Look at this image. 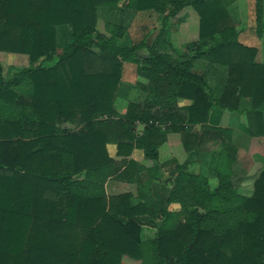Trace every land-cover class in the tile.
I'll return each mask as SVG.
<instances>
[{"label": "trees", "instance_id": "16d2710c", "mask_svg": "<svg viewBox=\"0 0 264 264\" xmlns=\"http://www.w3.org/2000/svg\"><path fill=\"white\" fill-rule=\"evenodd\" d=\"M238 1L0 0V53L28 57L6 72L0 60V264H264V166L252 195L239 194L238 151L229 130L215 128L244 98L264 110V63L240 42L229 13ZM254 4L262 37L264 0ZM101 8L114 10L107 34L97 29ZM187 8L198 16V39L178 48L170 22ZM126 11L163 17L152 44L148 36L119 43ZM64 26L70 40L60 42ZM201 59L227 70L220 95L194 71ZM125 63L146 81L145 96L120 114L116 101L130 90ZM179 98L193 104L179 107ZM197 125L222 135L214 187L187 161L161 159L174 132L188 153L200 151L188 145ZM111 179L135 184L137 194L108 195Z\"/></svg>", "mask_w": 264, "mask_h": 264}, {"label": "crops", "instance_id": "0c3cea01", "mask_svg": "<svg viewBox=\"0 0 264 264\" xmlns=\"http://www.w3.org/2000/svg\"><path fill=\"white\" fill-rule=\"evenodd\" d=\"M238 2L229 8V13L235 23V19L237 18V16L234 9ZM98 13L99 19L97 23V29L99 32L107 34L105 30V23L115 22L113 18L114 10L110 8H101L98 10ZM145 13H147L149 16L152 15L150 12L126 11L124 13L123 26L127 30V32L124 38L119 40V43L124 41L129 36L131 32L130 29L133 28V26L138 29V33L142 34L140 30L145 29V25L142 22L136 21L139 14L142 15ZM128 17H131V24L130 22L127 23L126 21ZM253 18H255V13L253 14ZM143 21L146 20L144 19ZM179 22L180 24L177 25V27L180 28V44L185 45L187 43L196 41L198 39V32H196L197 36L195 39H193V41H182V37L185 35V31H188L189 29L195 30L197 28V24H199L197 14L187 8L183 10L177 18L172 19L170 23L172 24ZM251 28L253 27L251 26ZM58 29L60 42H66L70 40V35L67 34V32L70 31L68 30V27L64 26ZM64 32L66 34H63ZM243 32L240 36L243 35ZM139 36L141 35H138V37ZM143 37L145 38V36ZM143 37L141 36V38ZM256 38L257 37L251 40L253 41L252 46L247 45L240 39L239 40L246 46L256 48V61L258 63H264V34L258 40ZM245 40L249 41L248 39ZM179 42L177 41V43ZM0 60L3 64L5 72L8 71L10 68L26 67L28 63L27 56L9 53H0ZM193 69L194 71L196 70V72L204 74L206 76L209 85L212 87L215 93H217L218 95L222 93L227 80V70L225 68H222L218 65L210 64L209 62H199V60H197L194 63ZM133 83L134 86L140 88V85L145 84L146 81L138 77ZM192 104L193 101L188 98H179L178 100L179 107H189ZM239 110V112H223L220 121L218 122L219 124L216 125L215 128L226 129L230 132L232 144L238 151L237 162L232 168V181L239 194L249 197L253 193L254 183L260 176L264 166V110L261 112L252 111L251 101L246 98L241 100ZM138 129H141L139 125ZM191 136L192 137L189 138L188 143L189 147L195 150L199 149L200 151H195L193 154L188 153L185 150L183 144V135L176 132L168 135L167 142L162 146L161 149L164 150L165 156L168 159L174 158L181 164L187 161L188 170L190 172L195 174H201L211 180L210 175L212 176V174L214 173L217 174L216 166L219 154L221 152L222 135L216 130H202L200 125H197L193 128ZM107 150L112 158L117 161L121 160L116 155L117 147L115 145H108ZM133 157L135 160H137L147 168H151L154 166L152 161L144 159L140 151H135ZM111 180H109L105 185L106 193L108 195L109 193L107 190V186ZM111 182H114L116 187H122L123 189L127 188L124 193H133L134 195L137 194V186L135 184L120 182L116 180H112ZM155 184L157 185V182ZM177 207L178 205H172L171 210H174Z\"/></svg>", "mask_w": 264, "mask_h": 264}, {"label": "rangeland", "instance_id": "374dc122", "mask_svg": "<svg viewBox=\"0 0 264 264\" xmlns=\"http://www.w3.org/2000/svg\"><path fill=\"white\" fill-rule=\"evenodd\" d=\"M254 5H255L254 0H240V2H238V4L236 5V7L234 9L236 16H237V18L235 19L236 25L238 26L239 29L244 31L243 35L240 36L239 39L249 46H252L253 41H251V40L253 38L257 37L256 38L257 40L260 38L258 36V34L256 33V30H255L256 29V23H255V18H253V14H254L253 6ZM190 10H193V9L190 8ZM151 14H152L151 16H149L147 13L142 14V15H140V14L138 15L136 22H142L145 25V29H141L140 32L142 34H140L137 32L138 29H136L133 26V28H135V29H133V28L130 29L131 32H130L129 36L124 41L121 42V45L131 46V45L137 44L144 39L143 36H145V37L148 36L147 42H148V44H152L155 37L159 34L161 28L163 27L164 23H163V17L162 16L156 15L155 13H151ZM138 19H139V21H138ZM144 19L146 21H143ZM263 19H264V15H263ZM130 20H131V17H128L126 19L127 23H129ZM131 22H130V24H131ZM177 25H179V24L178 23H172L170 25L169 31H170V33L173 34L172 41L174 42V44H176V46L178 48H180L184 44L183 45L180 44L181 34H180V28L177 27ZM251 26L253 28H251ZM198 31H199V24H197V28L195 30L189 29L188 31H185V35L182 37L183 38L182 41H193V39L196 38V36H197L196 32H198ZM63 34H66V33L64 32ZM67 34L70 35L69 32H67ZM138 35H141L143 38H141V36L138 37ZM245 39H248L250 42L246 41ZM177 41L178 42L180 41V42L177 43ZM199 62H207V61L203 59V60H199ZM53 64H54V62H49V63L46 62L45 66H51ZM136 78H138L137 73H136V65H134L133 63H125L122 82H123L124 86L129 88L130 90L128 93V95H129L128 98L119 97L116 101L117 110L121 114L126 113L127 106H128L130 101L139 102V103L143 102V99L145 96L144 92L141 91V88L133 85L134 84L133 82L135 81ZM64 128L74 129V126L67 124L66 126L64 125ZM160 154H161L162 160L168 159L165 156V152L163 149L160 150ZM210 178H211L210 181L212 183V187L216 186V184H217L216 183V173L212 174V176L210 175ZM111 181L108 183V186H107V190H108V193L110 196L118 195L120 193L122 194V193H124V191L127 190V188L123 189L122 187H116L115 183L111 182ZM131 188H134V187H131ZM170 209H171V207H170ZM155 232H156L155 230H152L150 228H145L144 229V236H143L144 239L146 240V239L152 238L154 236ZM123 264H140V263L132 260L131 258L125 257L123 259Z\"/></svg>", "mask_w": 264, "mask_h": 264}]
</instances>
